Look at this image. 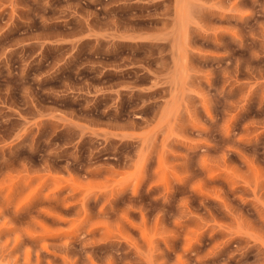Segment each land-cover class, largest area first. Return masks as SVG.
Wrapping results in <instances>:
<instances>
[{
    "label": "rangeland",
    "instance_id": "rangeland-1",
    "mask_svg": "<svg viewBox=\"0 0 264 264\" xmlns=\"http://www.w3.org/2000/svg\"><path fill=\"white\" fill-rule=\"evenodd\" d=\"M0 264H264V0H0Z\"/></svg>",
    "mask_w": 264,
    "mask_h": 264
}]
</instances>
